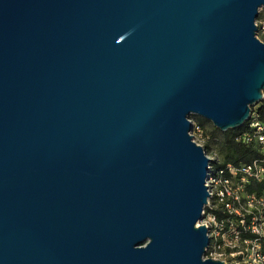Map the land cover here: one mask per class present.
<instances>
[{
  "label": "water",
  "instance_id": "1",
  "mask_svg": "<svg viewBox=\"0 0 264 264\" xmlns=\"http://www.w3.org/2000/svg\"><path fill=\"white\" fill-rule=\"evenodd\" d=\"M261 5L0 0V264H225L188 118L262 100Z\"/></svg>",
  "mask_w": 264,
  "mask_h": 264
},
{
  "label": "built area",
  "instance_id": "2",
  "mask_svg": "<svg viewBox=\"0 0 264 264\" xmlns=\"http://www.w3.org/2000/svg\"><path fill=\"white\" fill-rule=\"evenodd\" d=\"M255 24L256 37L264 43V18L258 15ZM188 120L193 140L204 148L201 125ZM238 129L235 140L257 151L250 161L223 164L215 152L204 148L211 159L204 182L208 198L199 221L209 240L204 258L225 264H264V122L258 118L256 105ZM250 184L259 185L260 193L249 191Z\"/></svg>",
  "mask_w": 264,
  "mask_h": 264
},
{
  "label": "trees",
  "instance_id": "3",
  "mask_svg": "<svg viewBox=\"0 0 264 264\" xmlns=\"http://www.w3.org/2000/svg\"><path fill=\"white\" fill-rule=\"evenodd\" d=\"M259 17H261L259 13ZM264 18V17H261ZM264 94V91H263ZM256 111L260 121L264 122V96L262 100L256 104ZM200 119V117L195 116ZM202 128V135L204 140L207 143L204 145L205 150L208 152V149H211L210 142H213L217 146L216 154L219 157L220 161L225 164L231 162L233 164H239L241 162H248L252 158L256 157L257 151L252 145H243L235 140L236 135L238 134L239 129H228L225 131H220L217 128H214L210 134H207ZM249 191H255L260 193L261 188L259 185L250 184L248 186Z\"/></svg>",
  "mask_w": 264,
  "mask_h": 264
},
{
  "label": "rangeland",
  "instance_id": "4",
  "mask_svg": "<svg viewBox=\"0 0 264 264\" xmlns=\"http://www.w3.org/2000/svg\"><path fill=\"white\" fill-rule=\"evenodd\" d=\"M259 12H260L261 17H264V7L260 8ZM192 119L196 123L200 124L207 134H210V132L215 128L213 126V124L210 121H208V120H205V119H202V118L199 119V118L195 117L194 115L192 116ZM206 143H207V141L204 140L203 146ZM210 146H211V149H208V150L216 152V150H217L216 144L213 143V142H210Z\"/></svg>",
  "mask_w": 264,
  "mask_h": 264
},
{
  "label": "clouds",
  "instance_id": "5",
  "mask_svg": "<svg viewBox=\"0 0 264 264\" xmlns=\"http://www.w3.org/2000/svg\"><path fill=\"white\" fill-rule=\"evenodd\" d=\"M262 7H264V5H261L259 8H262ZM259 8H258V10H259Z\"/></svg>",
  "mask_w": 264,
  "mask_h": 264
}]
</instances>
